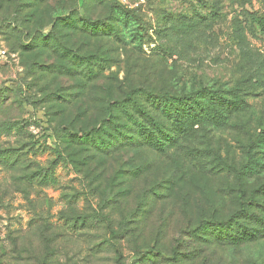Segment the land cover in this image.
<instances>
[{
	"label": "rangeland",
	"instance_id": "1",
	"mask_svg": "<svg viewBox=\"0 0 264 264\" xmlns=\"http://www.w3.org/2000/svg\"><path fill=\"white\" fill-rule=\"evenodd\" d=\"M263 12V0H0V264H264ZM84 18L108 36L80 30ZM163 95L222 119L162 156L121 148L130 117L155 116ZM127 96L136 109L116 102ZM202 222L219 243L195 238ZM241 232L255 238L224 242Z\"/></svg>",
	"mask_w": 264,
	"mask_h": 264
},
{
	"label": "trees",
	"instance_id": "2",
	"mask_svg": "<svg viewBox=\"0 0 264 264\" xmlns=\"http://www.w3.org/2000/svg\"><path fill=\"white\" fill-rule=\"evenodd\" d=\"M264 4V0H263ZM110 10V9H109ZM112 13V12H111ZM58 23H69L71 20L70 17H65L63 19L59 18L57 19ZM84 21L89 22L90 27H83L80 30L85 31L89 35L92 36V38L103 36H108L103 34V22L100 18L98 19H85ZM115 21L117 22V19L115 18ZM252 22L261 30V32L264 34V12L261 14H255L252 18ZM111 34V33H110ZM117 36V35H116ZM75 55L71 54L69 57L71 61L75 64L76 60L74 59ZM101 58V57H100ZM95 60H98L97 55H88L85 57H81V64L80 66H84L83 69V75H85L88 79V81H92V79H95L98 76L99 69H95L92 65L97 64L101 65V63H96ZM102 60V59H100ZM95 61V63H94ZM80 63V62H79ZM91 66V68H90ZM93 67V68H92ZM139 91H136V93ZM132 97L127 96L126 98H123L122 100L116 101L118 102V105L121 106V109L128 108L131 106V108L136 109L137 105L136 102L131 101ZM148 100H150L148 98ZM150 106L152 110L155 113V116H149V113L140 112L139 118L141 122H139L134 117H130L129 123L131 121L134 122V128L133 130V138H129L130 141H124L120 143V147L122 148H135L139 151L145 150L152 152L156 155H164V153L169 150L170 148L175 147L177 144V139L180 137L185 136L186 134L191 132L192 127L199 126L203 123H211V122H220L222 119V112H218L217 114H211L208 111L207 106L200 104H192L189 98H183L181 101L177 104L175 102H178V99L174 98H168L167 95L163 96H156L155 98H151ZM130 103L128 106L127 104ZM175 104V105H174ZM111 120V119H110ZM108 119H105L101 121L100 124H103L106 121H110ZM128 124V123H127ZM105 124H103L104 126ZM107 125V124H106ZM126 125V123H122V126ZM101 126L100 128H103ZM95 132L99 130H95ZM80 135L86 137V133H80ZM80 136V137H82ZM75 137H77V134H75ZM105 146H100V150L105 151L107 149H102ZM119 147V146H118ZM112 151V150H111ZM151 173L149 171H145V174ZM161 175H164L162 173ZM158 177V175H156ZM176 175H174L175 178ZM155 179V185L158 184L157 179ZM167 189V188H166ZM170 190V197L169 199L174 200L177 199L178 196V190L174 186H171L169 188ZM86 218H80V217H70L65 218L66 224L67 221L69 223H72L73 227L72 230L76 228V226L79 224V226L82 227H89L91 223L90 220H85ZM79 220L81 222H79ZM203 223V224H202ZM200 223V227L195 228L197 231H191L195 238L197 239H203L205 243L212 244L213 243H219L220 242V236L216 233L213 235L208 234V229L204 227L206 223L202 222ZM202 224V225H201ZM203 234V235H202ZM233 235H227L224 238L225 243H230L233 245H242L247 242H251L255 237L252 233L247 232H241V233H232ZM203 236V237H202Z\"/></svg>",
	"mask_w": 264,
	"mask_h": 264
},
{
	"label": "built area",
	"instance_id": "3",
	"mask_svg": "<svg viewBox=\"0 0 264 264\" xmlns=\"http://www.w3.org/2000/svg\"><path fill=\"white\" fill-rule=\"evenodd\" d=\"M0 54H4V52L1 53V51H0Z\"/></svg>",
	"mask_w": 264,
	"mask_h": 264
}]
</instances>
